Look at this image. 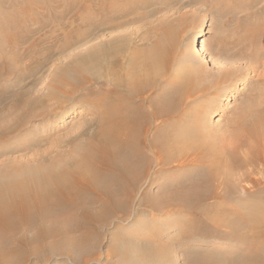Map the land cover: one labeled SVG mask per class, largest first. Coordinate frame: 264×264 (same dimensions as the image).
Returning <instances> with one entry per match:
<instances>
[{"label": "bare ground", "instance_id": "1", "mask_svg": "<svg viewBox=\"0 0 264 264\" xmlns=\"http://www.w3.org/2000/svg\"><path fill=\"white\" fill-rule=\"evenodd\" d=\"M84 1L81 12L71 18L73 25L80 21L79 27L44 35L41 45L47 37L53 43L41 46L42 55L40 47L31 55H3L6 80L13 73L18 88L0 108V142L20 131L32 134L0 144V264H29L31 258L38 263L54 253L71 254L76 260L91 251V240L105 222L162 209L191 215L188 222L180 220L186 225L180 239H231L224 249L173 242L185 264H264V91L249 96L250 107L233 111L223 129L208 125L211 107L190 108L197 93L209 92L211 80L230 79L231 61L216 72L199 62L206 55L199 40L203 32H195L191 40L195 61L184 65L175 50L184 39L179 24L185 14L165 16L166 22L158 20L141 32H118L123 26L114 22L118 17L135 12L131 23L142 21L165 2ZM173 2L174 13L196 1ZM70 10V2L62 5L56 14L59 25L64 11ZM263 30L264 23L260 28L245 26L241 39L251 52L238 48L232 53L247 52L254 60L257 52H264V45L256 43ZM101 34L105 38L91 44ZM75 48L84 50L63 58ZM54 65L52 77L45 80V71ZM169 73L171 79L166 78ZM226 96L228 100L234 95L228 91ZM76 107L81 108L80 122L66 131L56 129L54 121L61 122ZM199 117L203 124H190ZM19 151L23 154L14 155ZM158 171L166 175L157 178ZM153 186L156 191L150 194ZM231 202L233 209L226 206ZM212 205L219 214L208 215ZM153 231L158 236L168 232ZM156 239L143 237L141 246L157 249L166 244ZM125 251V257H131L142 248L127 243Z\"/></svg>", "mask_w": 264, "mask_h": 264}, {"label": "rangeland", "instance_id": "2", "mask_svg": "<svg viewBox=\"0 0 264 264\" xmlns=\"http://www.w3.org/2000/svg\"><path fill=\"white\" fill-rule=\"evenodd\" d=\"M173 1L175 0H163V2H165V7L163 9L158 8L160 11L155 13L153 16H146L142 21L138 20L135 21V23H131L130 17L133 18L134 15H137L135 12L134 14H129L125 17H118V19L114 22L116 23L121 21L123 22V26H119L117 30L118 32H122V30H140L141 32L144 30L143 27H145V29L147 27L148 30L150 27H153V24L157 23L158 20H164V22H166L167 20L165 16L169 15L168 17L176 16L180 18L183 14H185L186 17H184V21L179 24L180 30H182L180 31V35L184 36V39L182 43L178 44V48L175 50L177 57L181 61L183 60L182 63L187 65L190 61H195L193 59V54L191 53L193 46L191 45V40L195 35L194 33L198 31H201L204 34L199 40L201 45H203L206 49V55L199 58V62L206 63V69L216 72V68L223 64V62L227 60L231 61L228 64V70H230V76L232 79L230 77V79L225 80L226 82H215L211 80L208 85L209 92L204 94L197 93L199 94L197 101L194 105H192V107L190 106L191 111L193 109L204 110L206 106L211 107L210 112L207 114L206 123L211 126L214 125L213 127L217 126V128L223 129L224 126L227 125L226 123L229 122L231 116H233V111L239 109L241 106L250 107L249 96L253 98L258 92L263 94L261 91H264V82L262 81L264 80V52H257L255 55L256 58L253 60L247 55V52L251 51L249 49L247 50L244 45L245 43H243L241 39L245 26L256 25L259 28L263 26L264 0H195L196 2L180 6L179 10L174 13L172 12V7L174 6ZM183 1L188 0H180V2ZM68 2H70L71 10L67 13L64 11L65 17L61 19V24L59 25V21L56 20V14L59 15V10H61L62 5L68 4ZM84 2V0H0V93L2 94V97H0V108L9 102V100L13 97L11 92L16 91L18 88V84L15 83L17 80L12 76L13 73L9 75V80H6L8 78V74L3 67L5 63L3 55L8 56V54L11 53L22 54L26 53V51H28L31 55L34 51L38 50V47H40V52H38V54L42 55L44 51H41V46L48 44V40L51 41L52 39L50 37L48 39L47 37L41 45L40 40L44 39V35L50 33L57 34V32L65 33L79 27L77 23L80 21H76V25H73L71 24L73 20L71 18L81 12L79 6L80 4L83 6ZM95 2H98V0L92 1V3ZM178 4L175 5L178 6ZM167 5H170L171 7L167 8ZM128 8L129 6L124 7V9ZM172 13L173 15H170ZM66 22H69V24H66ZM56 27L58 28L55 29ZM100 32L101 31L96 34H99ZM21 36L24 38H20ZM259 36L260 37L256 40V43L258 46L263 48L264 30L262 35L260 33ZM98 37L99 38L93 39L94 41L93 43L91 42V44H96L105 38L103 34ZM50 43H53V41ZM81 48H75L74 50L70 49L68 52L66 51V56L63 58L68 59L70 57L69 55H74L77 52L84 50ZM238 48H244L247 52H244L243 56L232 53V51H235ZM31 51L32 53H30ZM63 58L61 60H63ZM214 59L218 61L217 64H214ZM55 61L53 62L57 64V60ZM182 63L181 65H183ZM177 66L179 65H175V68H177ZM56 67L57 66L54 65L53 67L47 69V72L45 71V76H43L45 80L52 77L50 72L52 73L53 69ZM251 73H254L255 75L252 76ZM47 74H49V76H47ZM171 74L172 73L167 74L166 78L171 79ZM28 79L29 78H27V80L25 79L24 82L29 81ZM242 80L244 81L243 84L240 83ZM42 83L43 81L38 87L42 86ZM94 87L97 88L98 84H95ZM228 91H230L234 96H230L228 100H225ZM258 100L259 99L257 98V101ZM217 102L219 104H216ZM73 111L74 113H69L70 115L66 116L63 120H61V122H58V119L55 120L54 124L57 123L55 128H64V130H67L69 127L71 128L72 124H78L81 120L80 118H82L80 116L82 115L81 108L76 107ZM216 112H218V114H216ZM202 116H204V114ZM201 118L202 117L198 118L199 121H197V119H193L190 124L192 125L196 122L197 125L203 124ZM1 125L2 123L0 122V126ZM20 132L21 133L18 134H10V136L4 138L3 142H0V144L7 143L10 145L12 143L19 142L20 140L22 141L23 138L32 134V132ZM17 154L23 153L19 151L14 155ZM255 170H257V168H255ZM157 174V178H160L166 175V172L158 171ZM151 189L150 194H153L156 191V187L153 186ZM226 206L233 209L235 203L231 202ZM207 209L208 215L220 213V209L215 208L214 206L208 207ZM163 210L164 209L152 213V216L144 212H140L135 213V215L128 214L126 217L119 219V221L121 220L120 222L117 219L111 220L109 223L108 221L105 222V225H100L98 233H96L97 236L95 235L96 237H93L94 239L91 240L94 241V244H91V251L86 254V256L79 255V257L74 260V257L71 254L66 255L63 253L58 255L54 253L55 255H51L50 259L38 263L35 262V258H31L29 264H185L182 253L179 250L177 251L176 246H172V243L175 241H178L179 243L181 242L180 244H185L189 247L199 244L200 246L198 247H202L203 249H224L228 246L229 242L231 243V239L228 236H224L222 238H210V240H213L205 242H193L186 239H180L177 237L178 234L186 229V225H182L180 220L188 222L192 219L191 215L184 212L176 211L175 213H172V211L168 212ZM171 214L173 217H169V220L164 217L165 215L168 216ZM158 216L163 217L161 219L162 223H156ZM130 217L133 219L129 220L131 219ZM134 218L138 220L133 226L131 223L134 221ZM199 218L209 223L207 218ZM154 229H165L168 232L161 233L158 236L154 233ZM146 236L154 239L158 237V240L160 238V241L165 242L166 244L161 243V248L147 249L141 246L142 243L140 242V240ZM127 243L130 245H136L140 249L142 248L141 253L136 251L131 257L129 255L128 257H125L124 253H126L125 249H127ZM134 243H137L138 245ZM239 243L242 245L244 244L238 241L237 245ZM163 245H169V249L166 248V250H163ZM195 247L197 246H194V248ZM162 251H164L166 255Z\"/></svg>", "mask_w": 264, "mask_h": 264}]
</instances>
